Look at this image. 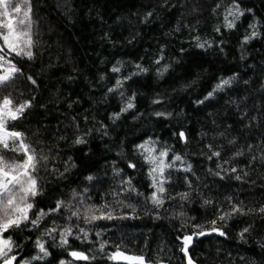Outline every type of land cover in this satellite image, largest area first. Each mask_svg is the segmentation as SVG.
<instances>
[{
	"label": "trees",
	"instance_id": "obj_1",
	"mask_svg": "<svg viewBox=\"0 0 264 264\" xmlns=\"http://www.w3.org/2000/svg\"><path fill=\"white\" fill-rule=\"evenodd\" d=\"M238 2L242 10L250 8L253 11L245 12L237 26L227 30L223 27V12L232 0H67V3L66 0H34V39L38 41L35 59L15 58L24 74L0 88V99L10 95L15 104L32 99V107L19 121L10 122L11 127L26 133L27 142L50 159L57 156L59 149L54 163L61 171L63 161L69 156L76 164L63 179H53L42 164L38 178L44 194L36 198L35 210H47L57 199L75 204L78 197L74 199L73 190L84 193L87 188L86 203L97 206L107 203L117 217L126 215L123 219L99 220L91 225L76 218L68 222L67 210L46 217V222H41V231L52 226L55 220L57 225L71 223L90 233L89 240L83 243L70 237V249L59 247L58 236L55 241L49 239L48 243L52 245L50 264H59L60 259L73 261L74 258L66 254L70 250L84 251L96 257V260H75L74 264H104L98 252L101 239L109 241L110 245H120L124 252L144 255L146 260L155 261L159 256L165 264H186L175 240L183 219L196 217V223L203 224L215 218L218 209H230L225 199L228 196L233 198V203L242 201L245 209L264 206V167L259 161L252 166L255 170L249 177L256 181L255 184L237 181L227 174L222 179L208 172V169L217 171L216 164L228 159L241 146L257 143L264 132L260 122H255L257 127L251 132L244 130L243 125L248 121L242 120L240 115L247 110L250 117L257 116L264 103V0ZM218 3L222 7L214 13L213 8ZM149 11L153 15L145 21ZM254 19L261 21L260 35L241 48L243 36ZM217 26H220V32L215 31ZM197 36L212 47H196L194 37ZM242 54L244 59H241ZM161 55L164 59L160 64L155 63ZM137 64L148 72L125 83L121 89L124 99L119 91L109 93L108 88L116 79L137 71ZM165 64L170 65L168 71L158 76L157 69H162ZM113 66L121 71L113 73ZM233 74L237 79L230 88L218 92L203 104L196 103L203 100L221 78ZM28 75L37 81L35 86L26 79ZM102 75L103 80L100 79ZM245 81L249 83L245 84ZM133 92L136 93V107L113 123L110 117ZM244 97L248 99L244 101ZM154 100L160 102L153 103ZM156 112L171 115L156 116ZM261 119L264 121V117ZM75 124H79L78 130ZM102 125L107 127V136ZM228 125L232 128L228 129ZM90 130L89 135H84ZM180 131L185 132L187 143L174 135ZM220 132H225V136H219ZM78 135L84 136L87 143L73 145ZM61 136L67 139L60 140ZM232 136H237L239 143L229 148L227 140ZM149 137L158 142V148L172 150L169 161L173 154L179 153L193 165L200 180L190 176L194 189L190 202L176 197L178 192L189 191L182 182L184 173L176 169L166 173L172 180L166 185L168 195L176 198L169 200L166 196L159 209H155L150 201L146 202L145 197L151 192L149 166L138 155L135 146ZM208 144L214 149L225 146L220 149V159L209 161L206 158V154H210ZM49 149H52L51 153ZM254 154L259 156L260 153L255 151ZM7 158L18 157L8 153ZM130 159L137 164L134 170L126 166ZM249 159L245 155L224 167L243 169ZM113 162L124 170L122 176H113ZM51 166L47 165L48 168ZM88 176L97 179L89 181ZM129 176L143 195L129 192L114 197L112 190L119 191L118 181ZM204 199L214 203L203 206ZM117 200L134 205L135 213L131 208L118 205ZM180 212L185 213L184 218L174 217ZM157 214L159 219L155 218ZM249 224L255 230L241 241L238 233ZM223 227L226 236L211 233L199 238L190 253L197 264H264V248L261 247L264 244V217L257 213L236 216ZM98 231H102L99 238L95 235ZM38 234L26 233L33 241ZM32 248L33 245L28 244L23 253L31 251L35 255ZM108 251L115 249L110 246ZM107 264L118 263L107 261Z\"/></svg>",
	"mask_w": 264,
	"mask_h": 264
},
{
	"label": "snow or ice",
	"instance_id": "obj_2",
	"mask_svg": "<svg viewBox=\"0 0 264 264\" xmlns=\"http://www.w3.org/2000/svg\"><path fill=\"white\" fill-rule=\"evenodd\" d=\"M67 3V0H66ZM222 7L221 4H216L213 8V12H217ZM252 9H241L238 0H232V3L224 7L223 12V27L227 30L234 29L237 26V22L245 12L251 13ZM153 12L149 11L145 14V21L152 17ZM34 16V0H0V88L6 87L11 84L18 75H23V69L18 67L15 61L16 57L27 58L31 61L35 59V48L38 41L34 39V27L36 22L33 19ZM261 27V21L259 19H254L252 23L248 25L249 31L243 36L241 42V48L248 44L252 39L257 38L260 35L258 28ZM216 32H220V26L215 28ZM196 40V47L205 49L206 47H212V44L208 41H200L199 36L194 37ZM223 42L221 41V44ZM222 50V49H221ZM164 57L161 55L155 63L160 64ZM241 59H244V55H241ZM119 63V62H118ZM137 71L130 73L128 76L116 79L115 84L108 88L109 93L120 92L121 98L124 99V92L121 89L124 88L126 82L131 81L133 77L141 75L148 72V69L141 67L139 64L136 66ZM170 65L165 64L162 69H157V75L163 76L165 72L168 71ZM113 73H118L121 69L117 66H113ZM32 85H36L37 81L32 75L26 77ZM69 80L72 77L68 78ZM101 80L105 79L102 75ZM237 79V76L227 78H221L217 82L211 91L207 93L203 100L196 101L197 104H203L205 101L213 98L218 92H222L226 88H230L233 81ZM248 84L249 81H245ZM136 93L133 92L127 97L126 103L120 108L118 112H114L110 119L115 123L121 118L124 113H128L136 107L135 104ZM248 97H244L243 100L246 101ZM160 101L154 100L153 103H159ZM230 103H236L235 101H230ZM71 108V104L68 105ZM32 107V99L24 100L19 104H15L14 100L10 95H4L0 99V264H33V262L45 261L48 262V258L52 255L50 248L51 244L48 240L55 241L56 237H59V247L62 249H70L69 238L74 237L76 240L88 241L90 233L85 228L79 227L78 225H73L71 223H66L63 226L57 225L56 221H52V226L44 227L41 231V222L45 221L46 217H51L54 214L61 213L65 210L68 211L69 215L66 217L68 222H71L73 218L81 220L86 225L94 224L99 220H114L117 218H126V215L117 217L114 214V209L107 203L97 206L92 203H86L85 194L88 189H84V193H77L73 190L74 199L78 197L77 202L74 204L72 201L65 202L63 199H57L54 205L45 208H40L36 211L35 200L38 196L44 194L43 187L41 186L40 179L38 178V171L40 167H45V171L52 175L53 179H63L67 173L70 172L72 168L76 167L73 162V157L69 156L67 160L63 161V171L56 166L54 161L59 156V149H57V156L51 157L49 155H44L38 153L36 148L32 147L30 143L27 142L26 133L18 131L11 127L10 122L19 121L26 113L28 109ZM240 105L237 104V108ZM156 116L171 115V113L156 112ZM242 120H247L248 123L243 125L244 130L251 132V130L257 127V123L260 122L264 126V103L261 104L259 109V114L257 116H249L248 111H242L240 113ZM134 119L136 117H133ZM75 123V117L72 118ZM87 118L85 117V121ZM77 130L79 129V124H75ZM228 129L232 128V125L227 126ZM104 135H108L107 127L102 125ZM96 131H100L97 129ZM91 130L84 135H89ZM178 137L187 143V138L184 131H180ZM219 136H225V132L218 133ZM60 140H66V137H59ZM215 139V138H214ZM73 145L86 144L87 141L84 136H76L73 140ZM157 141H154L151 137L144 140L142 143L136 145L138 155L142 158L143 162L147 164L148 176L150 178V188L151 192L145 197L146 202L150 201L155 209L161 208L165 203V197L172 200L179 197L181 201L191 200V192L193 189V180L190 176L195 177V180L199 181L200 177L195 175L193 170V165L190 162L185 161L184 156L179 153L173 154L171 160H168L169 153L172 151L169 147L158 148ZM239 143V138L237 136H232L231 139L227 140V146L229 148L234 147ZM208 152L206 158L212 161L214 158L220 159L222 156V151L225 146H217L216 149L213 148L212 144L206 145ZM52 149H49L51 153ZM259 151V156L255 155L254 152ZM8 153L15 154L18 158H7ZM204 154V153H201ZM248 155L250 159L247 165L243 169H238L237 167L229 166L225 168L224 165H231L233 161L237 158L244 157ZM259 161L260 166L264 167V132L261 133L259 141L255 144L247 143L241 148H238L235 152H232L228 159L223 160L222 163L216 164L217 171L208 169V172L217 177L225 178V174L231 175L235 180L241 182H249L255 184V180H249L251 171H254L255 163ZM51 164V168L47 165ZM179 164V168H177ZM127 168L136 169L137 164L133 163L132 160H128ZM176 169L177 171H182L184 176L182 178L183 184L189 189V191L178 192L176 197L168 195V189L166 185L172 183L170 175L166 174L169 170ZM124 170L116 167L115 162H113V176L120 177L123 175ZM242 173V174H241ZM264 177V174H262ZM89 181H95L97 178L93 176L86 177ZM117 188L119 191L112 190V195L114 197L123 195L124 193L136 192L138 196L143 195L140 193L132 182V177L129 176L126 179H120L117 183ZM230 204V209L225 211L223 208L218 209V213L215 218L205 221L203 224L196 223V217H187L183 219L180 229L178 230V235L175 237L176 242L179 245V250L186 260V264H197V260L193 258L190 254L195 248L196 243L199 242V238L205 237L211 233H217L219 236L223 237L227 235L224 230V224L233 217L236 216H247L253 213H257L259 216L264 217V206L258 209L243 207V202L233 203V198L228 196L225 198ZM116 203L122 207L131 208L133 213H135L136 208L131 204H124L122 200H117ZM214 202L210 199L203 200V206L212 205ZM178 215L181 218L185 217V213L180 212ZM159 219V215L156 217ZM46 222V221H45ZM75 228V232H74ZM252 224L247 227L242 228L238 233L239 239L241 241L246 240L247 235L251 231H254ZM38 232L35 240L33 241L29 235L26 233ZM96 237L102 236V231L95 233ZM47 238V239H46ZM264 240V237H262ZM28 244H32L33 251H36L35 255L28 253H23V249L27 247ZM115 249V251H108L109 247ZM264 248V244H261ZM98 252L102 259H104V264L107 261H131L133 264H165V261L159 256L155 261L146 260L144 255L130 256L126 255L124 251L121 250L120 245L112 244L109 241L99 240ZM66 254L72 258L73 261L66 259H60L59 264H74L75 260H96V257L89 256L84 251L70 250ZM27 256V258H26ZM106 258V259H105ZM242 260L244 258H241Z\"/></svg>",
	"mask_w": 264,
	"mask_h": 264
},
{
	"label": "water",
	"instance_id": "obj_3",
	"mask_svg": "<svg viewBox=\"0 0 264 264\" xmlns=\"http://www.w3.org/2000/svg\"><path fill=\"white\" fill-rule=\"evenodd\" d=\"M125 254H126V255H130V256H136V255H134V254H130V253H127V252H125ZM114 262H116V263H118V264H133V262H131V261H125V260L114 261Z\"/></svg>",
	"mask_w": 264,
	"mask_h": 264
},
{
	"label": "rangeland",
	"instance_id": "obj_4",
	"mask_svg": "<svg viewBox=\"0 0 264 264\" xmlns=\"http://www.w3.org/2000/svg\"><path fill=\"white\" fill-rule=\"evenodd\" d=\"M16 2H19V0H16Z\"/></svg>",
	"mask_w": 264,
	"mask_h": 264
}]
</instances>
